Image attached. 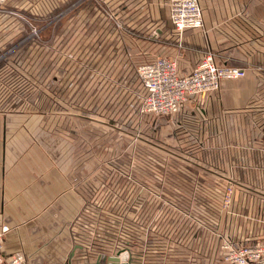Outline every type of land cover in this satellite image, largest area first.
I'll return each mask as SVG.
<instances>
[{
  "label": "rangeland",
  "instance_id": "obj_1",
  "mask_svg": "<svg viewBox=\"0 0 264 264\" xmlns=\"http://www.w3.org/2000/svg\"><path fill=\"white\" fill-rule=\"evenodd\" d=\"M56 1L60 7L45 21L49 24L42 29V23L32 24L38 35L26 40L42 46V39H48L45 54L34 45L32 54L0 56V94L10 98L3 105L5 111L19 113L25 118L20 123L43 131L52 147V164L60 167L68 189L82 198L81 209L67 219L74 227L72 242L84 247L78 257L106 259L125 251L142 259L152 248L148 242L152 237L160 242L158 258L180 259L191 251L200 257L196 247L182 249L163 240L184 224L197 231L207 227L216 241L226 235L238 244L262 239L264 173L260 171L257 183L241 185L224 180L221 168H208L206 156L217 159L218 154L205 148L220 137L184 133L198 128L199 121H184L177 130L172 115L142 113L146 92L142 96L139 88L141 57L92 54L88 17L97 13L90 0L80 9L73 6L78 0ZM103 10L100 14L107 15ZM121 64H130L131 71L118 68ZM178 176L185 182L190 178V183H177ZM229 185L233 195L237 191L248 195L240 201L233 196L226 206ZM240 215L257 223L246 243L238 239L247 233L232 232L225 223L228 216ZM219 248L218 256L211 249V257L215 254L213 259L223 264Z\"/></svg>",
  "mask_w": 264,
  "mask_h": 264
},
{
  "label": "crops",
  "instance_id": "obj_2",
  "mask_svg": "<svg viewBox=\"0 0 264 264\" xmlns=\"http://www.w3.org/2000/svg\"><path fill=\"white\" fill-rule=\"evenodd\" d=\"M87 1H75L73 6L80 9ZM170 1L90 0V8L97 13L88 17L91 53L135 55L141 57V63L163 55L176 57L180 72L189 73L205 53L211 51L217 62L244 68L243 77L224 80L219 90L204 96L191 95L180 111L172 115V122L176 123L177 130L184 121L201 122L198 128L190 127L184 133L220 137L205 148L218 154L217 159L211 154L206 156L208 168H221L226 176L224 180L231 178L241 185L257 183L260 171L264 173V0H199L204 25L183 31L173 26ZM4 6L22 16L8 12L0 15V56L32 54L34 45L45 54V46L50 48L45 44L48 39H42V46L26 40L30 39L32 24L42 23L40 29L49 24L45 21L59 9V3L56 0H7ZM104 7L107 15L100 14ZM88 18L76 17V20ZM130 67V64H121L118 68L131 71ZM134 79L139 80L137 75ZM141 87L144 96L146 88L143 84ZM8 100L9 97L0 94V225L10 226L5 251L24 253L26 264H107L109 259L78 257L84 247L72 242L70 235L74 227L68 225L67 219L81 209L82 198L76 190L68 189L60 167L52 164V147L45 142L43 131L30 123H20L25 118L19 113L5 111L3 105ZM176 179L177 183L186 184L191 180L187 178L185 182L180 176ZM247 195L234 192V201L243 200ZM251 213L254 216V212ZM240 216L236 219L228 216L225 223L232 232L247 233L238 239L246 243L248 233L254 231L257 223ZM156 229L155 226L153 232ZM197 230L188 224L178 225L175 232L169 231L163 240L170 239L182 249L196 247L200 257L191 251L180 259L158 258L160 242L152 237L148 241L152 248L147 249L142 259H135L131 254L122 261L129 264H220L217 257L213 259L215 254L211 257V249L217 250L218 256V248L221 252L224 240L233 238L226 235L216 241L207 227Z\"/></svg>",
  "mask_w": 264,
  "mask_h": 264
},
{
  "label": "built area",
  "instance_id": "obj_3",
  "mask_svg": "<svg viewBox=\"0 0 264 264\" xmlns=\"http://www.w3.org/2000/svg\"><path fill=\"white\" fill-rule=\"evenodd\" d=\"M7 0H0V15L8 12L22 16L14 10L6 9ZM170 18L178 31L199 28L204 25L203 10L199 0H171ZM30 37L38 35L39 29L31 27ZM137 72L142 79L146 94L142 98L140 111L173 115L188 101L191 95L204 96L222 87L224 80L239 79L246 74L240 66L221 64L211 51L189 73H181L176 57L159 56L154 61L140 63ZM225 205L233 200V187L228 186L224 197ZM10 226L0 225V264H26L24 253L5 251V237ZM223 264H264V237L255 242L237 244L225 239L221 245Z\"/></svg>",
  "mask_w": 264,
  "mask_h": 264
},
{
  "label": "water",
  "instance_id": "obj_4",
  "mask_svg": "<svg viewBox=\"0 0 264 264\" xmlns=\"http://www.w3.org/2000/svg\"><path fill=\"white\" fill-rule=\"evenodd\" d=\"M73 254L74 253L71 254V257ZM127 257H128V253L127 252L124 253V251L119 252L116 255H109L106 257V259H109V262L107 264H129V262L127 261H122L123 259H127Z\"/></svg>",
  "mask_w": 264,
  "mask_h": 264
}]
</instances>
